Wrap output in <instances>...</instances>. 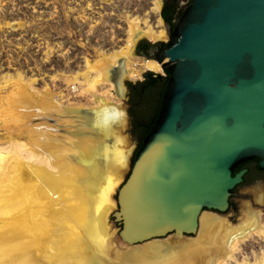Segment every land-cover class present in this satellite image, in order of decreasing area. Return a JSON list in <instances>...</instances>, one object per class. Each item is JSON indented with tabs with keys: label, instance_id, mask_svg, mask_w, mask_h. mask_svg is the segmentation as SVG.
Instances as JSON below:
<instances>
[{
	"label": "water",
	"instance_id": "1",
	"mask_svg": "<svg viewBox=\"0 0 264 264\" xmlns=\"http://www.w3.org/2000/svg\"><path fill=\"white\" fill-rule=\"evenodd\" d=\"M168 39L152 59H169L160 107V86L142 99L134 90L158 75L131 82L120 62L111 77L136 121L149 124L159 108L116 192L111 217L129 246L195 235L201 212L228 211L240 164L258 159L264 170V0H190Z\"/></svg>",
	"mask_w": 264,
	"mask_h": 264
},
{
	"label": "bare ground",
	"instance_id": "2",
	"mask_svg": "<svg viewBox=\"0 0 264 264\" xmlns=\"http://www.w3.org/2000/svg\"><path fill=\"white\" fill-rule=\"evenodd\" d=\"M161 2L153 3L150 14L159 17ZM167 39L160 18L154 28L148 19L128 17L123 46L100 53L97 61L87 62L72 76L92 106L64 105L46 94L51 107L28 128V145L22 142L14 151L0 147V264H227L236 262L235 255L251 238L264 240V222L258 214L248 212L241 225L232 228L208 210V216L199 215L194 240L186 242V236L172 233L177 246L151 239L141 248L127 245L122 252L109 253L115 233L108 222L114 213L113 194L128 161L121 134L122 99L111 77L120 62L128 79L141 80L140 71L161 74V65L169 59L158 64L139 58L135 47L141 40ZM16 79L27 94L34 91V80L25 83L19 73ZM254 191L258 198L264 195L261 186ZM262 260L259 264H264Z\"/></svg>",
	"mask_w": 264,
	"mask_h": 264
},
{
	"label": "rangeland",
	"instance_id": "3",
	"mask_svg": "<svg viewBox=\"0 0 264 264\" xmlns=\"http://www.w3.org/2000/svg\"><path fill=\"white\" fill-rule=\"evenodd\" d=\"M155 1L0 0V147H8L7 149L14 151L16 145L22 142L28 145L31 128L40 122V116L43 117L45 111L51 107V100H46V94L53 98L57 97L64 105L79 104L91 107L90 97L81 93L84 88L80 89L78 84L72 82V76L81 71L87 62L97 61L100 53H109L123 46L128 33V17L148 19L155 28L159 17L150 14ZM161 7L162 2L160 12ZM166 35L168 37L167 31ZM141 41L153 43L147 40ZM17 73L23 76L25 83L35 81L32 86L33 92L27 94L22 89V83L16 79ZM156 75L166 76L163 72ZM6 76H11L12 79ZM129 80L143 82L146 79ZM122 106L125 127L121 134L125 139V155H128V161L123 181L113 194V212L117 211L116 192L129 174L143 136V130L135 125L137 121L132 116L130 105L122 100ZM112 115L117 118L118 113ZM245 180L232 191L228 211L224 214L215 213L232 228L241 225L248 212L258 214L261 222H264V195L258 198L254 191L261 186L264 192V173L257 172L253 168ZM209 213L210 211L205 210L203 216H208ZM111 215L108 222L111 232L115 233L110 239L109 253L113 254V251L122 252L128 246L119 240L117 233L120 227L113 223ZM189 239L194 240L196 236H186L184 241L188 242ZM155 242L177 246L172 234L154 240ZM146 243L148 241L132 247L141 248ZM262 257H264V240L255 236L241 246L235 255L236 262L232 260L226 262L227 264H259L263 261Z\"/></svg>",
	"mask_w": 264,
	"mask_h": 264
},
{
	"label": "flooded vegetation",
	"instance_id": "4",
	"mask_svg": "<svg viewBox=\"0 0 264 264\" xmlns=\"http://www.w3.org/2000/svg\"><path fill=\"white\" fill-rule=\"evenodd\" d=\"M189 5H190V0H162V7H161V12L159 14V18L163 22L164 29L168 31L169 35H172L181 16L187 10ZM163 47H164L163 42H156V43H152L151 45L140 43L137 46L138 55L140 57L142 56V57H147L149 59H154L158 57ZM258 164L259 162L255 163L254 159H252L238 166L239 167L238 172L243 170L246 171V174L244 175L243 178V183L246 181L245 179L248 177V175L250 174L253 168L257 172L264 173V170L259 171Z\"/></svg>",
	"mask_w": 264,
	"mask_h": 264
},
{
	"label": "trees",
	"instance_id": "5",
	"mask_svg": "<svg viewBox=\"0 0 264 264\" xmlns=\"http://www.w3.org/2000/svg\"><path fill=\"white\" fill-rule=\"evenodd\" d=\"M165 74H166V77H161V76L149 77L147 79V81H145V83L139 84V85H137L135 87V89H134L135 93L137 92L138 97H140L142 99V97H144V94L142 95V92L144 93L147 90V88L148 89H154L156 86H160L161 87L160 98H159V107H160L161 95H162L163 90H164V88H165V86L167 84V81L169 79L168 73H165ZM132 98L135 100V97H132ZM158 112H159V108H158ZM158 112L156 113V115L154 116L153 120L149 124L146 125V124L141 123L139 121H137V123L135 124L138 129L143 130L142 141L144 140L146 135L150 132L151 127L155 124V121H156L157 116H158ZM133 118H134V116H133ZM254 162L258 163L259 160L258 159H254ZM238 170H239V167L235 169L234 174L237 173Z\"/></svg>",
	"mask_w": 264,
	"mask_h": 264
}]
</instances>
